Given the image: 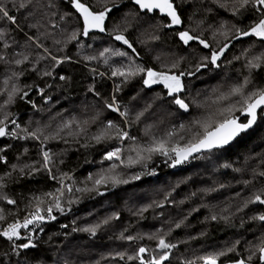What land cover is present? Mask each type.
I'll use <instances>...</instances> for the list:
<instances>
[{"label":"trees","instance_id":"trees-1","mask_svg":"<svg viewBox=\"0 0 264 264\" xmlns=\"http://www.w3.org/2000/svg\"><path fill=\"white\" fill-rule=\"evenodd\" d=\"M21 2L27 7L19 8ZM173 2L182 19L180 27H165L170 23L168 17L159 12L140 11L132 0H88L96 11L103 7L112 9L105 19L107 31H91L89 36H81L79 42L65 44L70 32L82 25L68 0H31L30 3L29 0H0V4L16 17L15 24L0 17V31L4 32L0 38V55L5 57L0 61V93H4L0 94V106L7 99L3 81L12 72L22 74L13 78L7 87L15 83L22 92H27L23 99L22 93L17 94L13 103L0 107V120L7 125L8 132H12L15 126L12 121H16L20 129L19 138L11 139L6 135L0 139V149H3L0 156L6 160V163L0 160V176L12 173L3 181L7 185L4 191L17 201L15 205L0 201V208L4 209L7 217L0 221V229L32 211L35 202L31 207L28 202L34 195L41 196L59 187L58 181L51 179L43 169H25V174L19 172V167L24 164L40 168L44 150L52 155L49 164L52 173L57 176L68 173L72 179H65V183L72 184L74 189L85 185L92 187L87 177L90 174L95 176L110 166L111 162L104 161L103 156L115 146L116 141L97 144L92 136L99 134L109 120L121 122L118 113L105 107V102H111L113 95L120 108L129 113V134L137 137L141 144L150 139L146 132L159 138L173 129L187 139L189 134L181 132L180 125L188 126L206 113L217 95L215 89H226L248 74L243 67V59L236 61L234 57L240 55L243 49H251L250 55L264 51L255 37L233 40L218 61L219 68L209 65L193 76L183 77L186 89L181 97L186 102L195 100L202 105H190L188 112L171 102L172 97L167 95L163 85L145 87L143 73L127 79L112 76L115 69H127L129 66L133 69L140 66L161 70L162 66L176 63L178 67L173 69L174 72L194 70L192 65L201 56L209 54V50L195 41L185 45L179 39L180 31L190 30L200 34L216 46L213 33L221 30L222 25L247 28L259 16L251 5L233 14L234 6L239 7L234 0H228L227 8L217 7L212 0ZM117 28L133 44L136 53L113 39ZM216 39L224 42L219 35ZM45 48L58 58L67 56L71 59L57 65L44 51ZM105 48L126 51L129 56L109 55L107 64L103 58L91 61L85 58L98 56ZM25 56L27 60H24ZM41 56L44 59H40ZM17 59L23 63L15 64ZM44 72H51V75H44ZM62 76L65 79H61ZM251 79L250 87H264V68L253 70ZM139 113L143 115L137 121ZM235 115L243 122L247 120L239 111ZM69 123L70 127H63ZM145 124L149 130L145 129ZM25 128L29 131L41 129L42 132L38 133L40 139L23 138L21 135L25 133L22 129ZM61 128L63 130L57 138L44 140L45 136L55 135ZM129 143L125 141V146ZM85 144L88 147H84ZM216 157L220 159L213 166L214 171L222 174L218 178L212 174L208 164ZM164 159L154 156L147 162V169L140 165L118 169L127 179L137 172L153 169L155 175H142L139 180H130L128 184L114 188L111 185L100 186L103 195L95 191H73L70 198L75 202L69 205L66 194L62 200L64 212L54 208L56 219L45 220L32 233L36 248L19 249V255L13 250V243L27 242L29 232L25 229H21L22 239L18 241L9 242L0 237V264H139V261L127 260V256L134 255L139 246H146L150 252H155L157 240L148 239V235L157 232L166 234L168 241L177 244L175 249L170 250V258L164 264H183L184 261L218 252L227 247L221 246L225 241L231 242L229 247L236 241L239 244L235 245L236 251L219 258L220 264L246 258L250 252H256L252 263L258 264L256 243L259 245L264 239V222L251 217L264 213V206L249 203L245 207V203L253 193L264 188V176L259 175L264 172V112L259 111L254 128L227 147L200 153L174 168L169 166L170 161L164 162ZM13 164L18 165L15 171L11 168ZM237 168L241 171H235ZM206 169L211 170V176ZM182 179L183 184L180 183ZM216 179L219 182L217 187L211 184ZM207 185L209 190L206 193L199 191L193 195L195 190ZM212 215H217V220L213 221ZM116 216L119 218H114ZM224 216L229 219H221ZM105 219H109L107 225L103 224ZM181 221V227L176 228L175 225ZM97 223L101 227L95 236L73 231L74 228ZM122 232L125 236L144 238L136 241L119 239ZM118 254H124L125 259H120ZM145 257L148 258V254Z\"/></svg>","mask_w":264,"mask_h":264},{"label":"snow or ice","instance_id":"snow-or-ice-1","mask_svg":"<svg viewBox=\"0 0 264 264\" xmlns=\"http://www.w3.org/2000/svg\"><path fill=\"white\" fill-rule=\"evenodd\" d=\"M30 2L31 0H29V3ZM133 2L138 6L140 11L153 13L158 10L159 13L170 18V23L164 25L165 27L179 25L182 22L181 16L178 13L173 0H133ZM68 3L71 4L75 13L78 14L79 19L82 21V25L80 28H74L70 32L65 44L79 42L81 36L87 37L93 30H98L99 32L107 31L105 27V19L107 18L108 13L112 11L111 8L103 7L101 10L96 11L88 3V0H68ZM212 3L216 4L219 8L228 7V0H212ZM235 3H238L239 7L234 6L233 14L238 12L240 8H246L251 5V7L259 13V16L247 28H240L236 25H232L231 28H228L225 25H222L221 30L213 33V41L216 46H214L213 43H210L207 39L202 38L200 34H196L190 30L180 31L178 33L179 39L183 41L185 45H188L191 41H195L198 42L199 45H202L204 49L209 50V54L201 56L199 61L192 65L194 70H181L179 72H174L173 69L178 67L176 63L171 64V66H162L161 70L140 66L133 69L129 66L127 69H115L112 71V76H120L127 79L129 76L143 73V85L145 87L150 88L153 85H163V87L167 89V95L172 97L171 102L184 112L189 111L190 105L202 107V105L195 100L186 102L185 99L181 97L180 94L184 93L186 89V85L182 79L183 77L193 76L197 72H200L201 69L208 68L209 65L219 68L220 64L218 61H220V58L224 55L233 40H240L244 37H255L261 43V47L264 48V0H234V4ZM18 7L25 8L27 7V4L21 2ZM137 15H139V13H137ZM0 17L13 24L16 23V17L11 15L9 9L3 4H0ZM3 35L4 32L0 31V38H2ZM217 35L223 37L224 42L217 40ZM113 39L122 42L128 47V49H131L132 53H136L133 44L126 38L123 31H120L119 28L115 30ZM57 43H59V41H57ZM80 46L83 47V44ZM44 51L48 53L51 60L57 65L63 63L65 60L71 59L67 56L58 58L57 56L52 55L47 48H45ZM250 52L251 49H243L240 55L234 57V60L236 61L243 59V67L248 70V74L243 75L242 78L231 83L226 89H215L214 92H216L217 95L206 113L201 117L194 119L188 126L183 124L180 125L181 132L189 134L187 139H185V135H182L180 132L173 129L166 133L164 137L159 138L150 135V132H146L145 135L150 136V139L148 142L141 144L137 137L129 134V131L127 130L130 126L128 113L121 110L115 95H113L111 102H105V107L114 113H118L119 117L122 118L121 122L117 123L113 120H109L99 134L92 136V140L97 144L116 141L115 146L110 150H107L103 156L104 161L111 162L110 166L106 170H101L95 176L90 174L87 177V180L92 183V187L85 185L84 187H76L74 189L72 184L65 183V179H72L68 173H61L59 176L52 173V168L49 167V164L52 161V155H50L49 151L44 150L42 152L43 159L40 168H33L28 164H24L19 167V172L25 174V169H30L31 171H40L43 169L49 173L51 179L58 181L59 187L54 191L43 193L41 196L34 195L28 202L29 207L35 202L34 210L29 211L22 219H15L13 222L7 223L6 227L0 229V237L6 238L9 242L18 241L22 239L21 229H25L29 232L27 242L13 243V250L19 255V249L36 248L37 245L33 243L32 233L45 220L56 219V216L53 215L54 208L61 213L64 212L65 209L62 207V200L65 199L66 194H68L67 203L69 205L75 202L70 198L73 191H95L97 194L103 195L104 193L99 190L100 186L107 187L108 185H111V187L114 188L121 184H128L130 180H139L142 175H155V170L153 169L147 172H137L136 174L131 175L130 179H127L124 178V173L118 171V169H129L136 165H140L142 168L147 169V162L151 161L154 156L165 157L166 161L171 162L169 166L175 167L187 161L193 153H199L202 149L211 151L214 148H222L241 133L247 131L256 123L258 110L264 112V87H250V85H252V71L264 68V51L252 53L251 55ZM109 55L127 57L129 56V53L126 51H115L111 48H105L99 52L98 56L90 55L85 58L90 61L103 58L104 63L107 64ZM4 59L5 57L0 55V61ZM27 59L28 57L25 56L24 60ZM40 59H44V57L41 56ZM22 63L23 61L20 59L15 60V64L17 65ZM229 63H231V61H229ZM21 74L22 73L12 72L11 76L3 81L6 86L4 92L7 94V99L4 101L3 106L13 103L17 94L22 93V99L27 96V92H22V89H20L15 83H11V86L7 87L13 78H18ZM43 74L51 75V72H44ZM61 79H65V77L62 76ZM116 90L119 91V88L117 87ZM42 92L43 90L41 89V93ZM213 105L215 106L214 108L212 107ZM237 111L247 117L246 122H240V118L235 115V112ZM142 115L143 113H139L136 116V120L138 121ZM12 123L15 124V121H12ZM16 127H19V125H16ZM63 127H70V123L63 125ZM62 130L63 128L59 129L55 135L45 136L44 140L57 138L59 132ZM22 131L25 133L23 138L32 139H40L38 133L42 132L39 128H37L36 131H29V129L25 128L22 129ZM6 135L19 138L16 132H8L7 125L4 124L3 120H0V137ZM177 136L179 139H174ZM125 141L130 142L127 147L125 146ZM181 141H183V143ZM83 146L88 147L87 144ZM0 151H3V149H0ZM25 151L27 150L25 149ZM0 160H4L6 163L3 156H0ZM224 167H229V165H224ZM11 168L15 171L17 170L18 165L13 164L11 165ZM235 171L239 172L241 169L237 168ZM11 175V172H7L3 176H0V201H6L9 205H15L17 201L4 191L7 185L3 181L5 177H10ZM259 175L264 176V172H260ZM193 195L196 194L193 193ZM249 203H259L260 205H264V188L253 193L249 200L246 201L245 207H247ZM8 214L12 215V213ZM6 218L7 217L4 215V209L0 208V221H4ZM114 218L118 219L119 217L116 216ZM217 218V215L211 216L213 221L217 220ZM221 219L227 221L229 217L224 216L221 217ZM251 219L264 222V213L254 215ZM108 223L109 219L103 221V224L105 225ZM182 223L183 221L177 223L175 227H181ZM30 225L33 226L31 229L29 227ZM100 227L101 224L97 223L79 229L74 228L73 231H81L89 233L91 236H95ZM40 231H43V229L40 228ZM125 231H127V229H125ZM165 236L166 234H160L159 232L148 235V239L157 240L156 251L150 252L148 247L139 246L134 255L127 256V260H136L139 261V264H164V262L168 261L170 258V250L177 247L176 243L168 241ZM118 238L127 241H136L143 239L144 237L132 235L125 236L122 232ZM236 244H239V241H236L231 247H226L215 253L199 256L193 260L184 261L183 264H197V261L202 262V264H220L219 258L228 255L230 252L236 251ZM256 251L259 253L258 260L260 264H264V239H262L259 245L256 246ZM145 254H148V258L145 257ZM255 254L256 252H250L246 258L241 257L234 259L231 261V264H252V259ZM118 255L120 259H125L124 254Z\"/></svg>","mask_w":264,"mask_h":264},{"label":"rangeland","instance_id":"rangeland-1","mask_svg":"<svg viewBox=\"0 0 264 264\" xmlns=\"http://www.w3.org/2000/svg\"><path fill=\"white\" fill-rule=\"evenodd\" d=\"M129 15H131V14H129ZM146 34H148V33H146ZM122 110V109H121ZM122 111H126L127 113H128V111L127 110H122ZM129 114V113H128ZM10 124V123H9ZM12 125H15L13 128H12V132H16L17 133V136H19V132H20V129H19V127H16V121H15V124H13L12 123ZM144 127H145V129L146 130H149V126L147 125V124H145L144 125ZM22 137H24L25 135H21ZM9 138H15V137H12V136H9ZM220 158H214V159H211L210 160V162H208V164L210 163V166L211 167H209V169H211L212 170V174L215 176V178H218V177H221V173L220 172H217L216 170V172L214 171V168H213V166L215 165V163L219 160ZM246 159H247V157H246ZM164 162L166 161V158L163 160ZM177 167V166H176ZM209 169H206L205 171H209ZM202 170V169H201ZM210 170V171H211ZM209 171V172H210ZM198 172V171H197ZM209 175L211 176V172L209 173ZM206 176H204V177H202V178H205ZM202 178H200V179H202ZM193 179H196V178H193ZM216 182H214V183H211V184H213L215 187H217V186H219V182H217V179L215 180ZM181 184H183L184 183V179H182L181 180V182H180ZM154 184V183H153ZM187 184V183H186ZM190 185V184H189ZM189 185H186V186H188L189 187ZM209 190V185H207L206 186V188H204V187H200V189H198V190H195L194 191V193L195 194H197L199 191H203V193H206V191H208ZM205 191V192H204ZM200 195H201V192H200ZM264 206V205H263ZM34 210V209H33ZM256 243V242H255ZM230 244H231V242H228V241H225V242H223L222 244H221V246H227V247H229L230 246ZM256 245H258V243H256ZM214 248V247H213ZM212 249V248H211ZM205 255H207V254H205ZM197 264H202V263H197Z\"/></svg>","mask_w":264,"mask_h":264},{"label":"water","instance_id":"water-1","mask_svg":"<svg viewBox=\"0 0 264 264\" xmlns=\"http://www.w3.org/2000/svg\"><path fill=\"white\" fill-rule=\"evenodd\" d=\"M133 1V0H132ZM134 3V2H133ZM175 5V4H174ZM137 6V5H136ZM144 12V11H143ZM155 12H159L158 10L157 11H155ZM154 13V12H153ZM179 13V12H178ZM161 14V13H160ZM161 15H163V16H165L164 14H161ZM169 20H170V18H168ZM181 21H182V19H181ZM105 23H106V20H105ZM180 26H182V22H181V24H179V25H173V27H180ZM93 31H95V32H99L98 30H93ZM101 33H104V32H101ZM259 111L260 110H258V115H257V120H256V123L251 127V128H249L247 131H249V130H251L252 128H254L255 127V125L257 124V121H258V118H259ZM241 116L242 117H246L245 115H242L241 114ZM240 118V117H239ZM240 122H243V121H241V119H240ZM244 122H246V121H244ZM247 131H245V132H247ZM245 132H243V133H245ZM243 133H241L239 136H241ZM239 136H237L235 139H233L232 141H230L229 142V144H227V145H225L224 147H227V146H229L231 143H233ZM5 137V136H4ZM4 137H0V139H3ZM224 147H222V148H224ZM214 149H221V148H214ZM214 149H212V150H214ZM211 150V151H212ZM203 152H209L208 150H201V152H199V153H193L192 154V156H190L189 158H188V160L187 161H185L184 163H186V162H188L191 158H193L194 156H196V155H198V154H200V153H203ZM179 165H181V164H179ZM179 165H177V166H179ZM176 167V166H175ZM172 168H174V167H172ZM225 264H231V262H227V263H225ZM252 264H255V263H252ZM258 264H260V262L258 263Z\"/></svg>","mask_w":264,"mask_h":264},{"label":"bare ground","instance_id":"bare-ground-1","mask_svg":"<svg viewBox=\"0 0 264 264\" xmlns=\"http://www.w3.org/2000/svg\"><path fill=\"white\" fill-rule=\"evenodd\" d=\"M7 131H8V128H7ZM8 136H10V135H8ZM6 137V136H5Z\"/></svg>","mask_w":264,"mask_h":264}]
</instances>
